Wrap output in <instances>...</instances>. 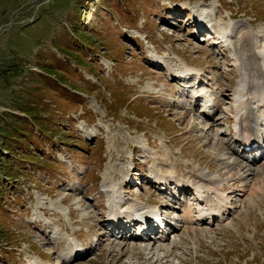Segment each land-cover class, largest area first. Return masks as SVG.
Wrapping results in <instances>:
<instances>
[{
  "label": "rangeland",
  "instance_id": "obj_1",
  "mask_svg": "<svg viewBox=\"0 0 264 264\" xmlns=\"http://www.w3.org/2000/svg\"><path fill=\"white\" fill-rule=\"evenodd\" d=\"M180 1L0 0V264H264V176L231 196L228 220L182 228L166 241L109 237L102 223L106 175L121 183L134 166L151 174L153 165L192 181L206 167L229 175L219 157L232 138L231 115L219 112L220 126L204 130L152 65L155 48L167 60L178 53L227 95L240 79L225 49L167 23L164 4H190ZM205 3L220 22L235 13L264 34V0ZM15 126L22 133L12 139ZM155 194L140 195L153 202ZM55 231H74L89 254L64 259L66 242ZM176 238L178 247L166 248Z\"/></svg>",
  "mask_w": 264,
  "mask_h": 264
},
{
  "label": "bare ground",
  "instance_id": "obj_2",
  "mask_svg": "<svg viewBox=\"0 0 264 264\" xmlns=\"http://www.w3.org/2000/svg\"><path fill=\"white\" fill-rule=\"evenodd\" d=\"M167 12L174 13L182 12L180 8L166 7ZM228 28L223 29L224 37L230 40L234 45V56L232 58L234 65L237 68L239 78L233 91L230 95H227V90H223L222 86L218 82H212V85H208L201 88L197 93L202 94L207 100L210 101L209 106L201 108L197 105H193L190 102L191 111L199 113L205 123V129H211L216 126H220V122L223 117L220 113L230 114L232 117V123L234 125L233 130L230 132L232 138L229 141H225V148H221L219 160L224 166V171H228L229 175L223 177L218 173L212 171L209 168H201L198 171V179L191 180V177L183 178L177 172L163 173L159 170L157 172L165 175L164 177L177 178L176 181L182 185L180 192L187 193L190 187L197 186L203 189L205 198L202 202L194 203L193 198L177 199L175 205H170L165 202L167 196L161 194H155L157 200L153 202L145 201L140 195L134 196V192L127 190L129 187L125 178L121 183L114 180L109 175L105 176L103 186H107L109 190V208L117 215H121V212L127 214V216L134 215L136 212L147 213L149 209L156 207L162 208L166 213L179 212V219L176 227H171L167 234L155 239V241H166L170 239L173 233H176L180 229H185L189 232L195 230V226H211L215 223H223L229 219V216L235 211L233 205L232 195H245L248 188L253 185L254 180L264 176V35L257 31L251 22L244 19H235L229 21ZM228 22V23H229ZM227 24V23H226ZM179 31V29H178ZM206 31L204 27L198 28V35L202 36V32ZM261 31V29H260ZM178 33V32H176ZM196 36V35H195ZM262 37V39H260ZM197 39V37H196ZM217 45V42L210 44V47ZM213 48V49H214ZM226 53L232 51L230 48H226ZM183 65H188L186 61L182 59ZM163 69L162 67H160ZM164 70V69H163ZM166 76L172 78L171 88L175 89L174 85L176 79L175 70L170 69L167 71ZM164 74V73H163ZM183 92V91H182ZM227 95V96H226ZM232 100V102L230 101ZM229 101V102H227ZM226 104L232 105L233 111L229 112L226 109ZM176 105H181L179 102ZM184 107V106H183ZM214 135L221 137V134L214 133ZM256 136V138L252 137ZM163 140V137L161 138ZM240 141V142H239ZM242 141V143H241ZM236 143V144H235ZM258 144V147L254 145ZM237 145H240L239 148ZM249 146V150H245ZM263 147V150L260 149ZM146 151H148L146 149ZM155 156V152L146 154V157ZM231 158L233 161L227 162L225 158ZM149 160L144 161L143 164H148ZM135 175H140V168H134L132 171ZM157 175V174H156ZM144 178H147L146 175ZM172 179V180H173ZM171 181V180H169ZM239 184V188H235V184ZM150 188L149 186H147ZM155 189L152 188V191ZM128 194V196L126 195ZM125 201V203H123ZM156 205V206H153ZM66 213V212H65ZM138 214V213H136ZM104 222V221H103ZM102 222V223H103ZM104 226V223H103ZM194 226V227H193ZM191 228V229H190ZM154 229V227H153ZM57 236L68 237L67 250H64L61 254L64 259L72 260L78 244L75 242L74 237H70L69 232L55 231ZM130 232V231H129ZM124 241H128L131 237H140L138 235L128 236V230L122 227H114L109 237H117ZM104 239L107 241L108 238ZM141 241H147L149 236L140 238ZM103 241V242H104ZM168 249L178 247L180 239L169 240ZM102 242V244H104Z\"/></svg>",
  "mask_w": 264,
  "mask_h": 264
},
{
  "label": "trees",
  "instance_id": "obj_3",
  "mask_svg": "<svg viewBox=\"0 0 264 264\" xmlns=\"http://www.w3.org/2000/svg\"><path fill=\"white\" fill-rule=\"evenodd\" d=\"M18 116V115H17ZM18 127L17 126H15V129H14V134H11V135H8V137H10V138H12L13 139V137L14 136H16V137H18V136H20V134L22 133V128H19V131L20 132H18ZM20 139H21V137H19Z\"/></svg>",
  "mask_w": 264,
  "mask_h": 264
}]
</instances>
